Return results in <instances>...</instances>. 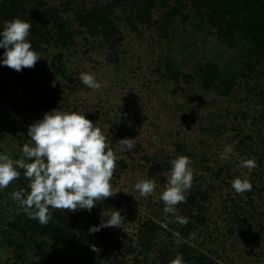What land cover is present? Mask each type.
I'll return each instance as SVG.
<instances>
[{"label":"rangeland","instance_id":"374dc122","mask_svg":"<svg viewBox=\"0 0 264 264\" xmlns=\"http://www.w3.org/2000/svg\"><path fill=\"white\" fill-rule=\"evenodd\" d=\"M37 1L54 9L69 38L40 44L43 77L26 89L0 66V153L31 162L22 146L29 143L28 127L49 112L36 104L49 97L54 109L85 114L104 129L118 157L113 196L96 201L91 212L58 209L67 226L57 238L34 230L37 220L13 199L14 191H29L20 169V178L0 190V264H79L80 258L85 264H171L177 256L185 264L197 257L264 264V45L240 33L255 1L230 0L242 9L232 37L221 6L199 9L221 0ZM108 5L116 30L110 39L74 19L78 8ZM81 73L93 74L100 89L80 84ZM204 73L216 80L207 82ZM121 139L133 140L130 152L121 153ZM227 145L236 155L221 160ZM179 156L191 159L194 176L186 202L177 205L186 225L165 214L160 200ZM241 159H254L257 167L249 177L252 190L237 193L232 181L248 173L238 166ZM146 178L157 188L143 197L135 184ZM115 210L125 217L120 228L89 233ZM50 221L59 225L54 216Z\"/></svg>","mask_w":264,"mask_h":264},{"label":"clouds","instance_id":"9594fccd","mask_svg":"<svg viewBox=\"0 0 264 264\" xmlns=\"http://www.w3.org/2000/svg\"><path fill=\"white\" fill-rule=\"evenodd\" d=\"M31 24L20 18L6 21L0 31V49H4L0 66H7L17 72L34 68L41 60L40 53L33 49L29 41ZM80 84L91 90H98L101 84L90 73H81ZM108 130V129H107ZM29 143H24L22 152L25 159L13 160L0 153V190L6 189L11 182L20 178V169L30 181L29 191H14L12 197L29 219L46 225L52 219L50 209L71 212L91 210L96 201L113 196L111 179L117 167L118 157L104 129L85 118L79 112L53 109L43 118L31 124L27 131ZM132 139H121L117 146L121 153L130 152ZM236 152L232 145L225 146L220 159L229 160ZM192 161L187 156H179L171 161L169 181L160 194L164 202V213L172 214L181 225L188 219L178 213L177 205L186 202V193L191 189L194 179ZM240 168L248 169L242 178L232 181L237 193L252 190L251 171L257 167L254 159H241ZM157 188L155 179L146 178L135 184V189L143 197H148ZM105 217V216H104ZM125 217L120 210L96 226L89 227L95 234L103 228H120ZM174 235H179L175 233ZM171 264H185L182 256H177Z\"/></svg>","mask_w":264,"mask_h":264},{"label":"trees","instance_id":"16d2710c","mask_svg":"<svg viewBox=\"0 0 264 264\" xmlns=\"http://www.w3.org/2000/svg\"><path fill=\"white\" fill-rule=\"evenodd\" d=\"M33 0H3L0 7V21L4 22L3 26H0V31L3 30L5 22L14 20L15 18H20L31 24L29 41L31 42L33 49L38 51L41 43H49L50 41L57 40L56 42H63L69 38L67 34V28L65 27V22L58 18L57 13L54 9H49L45 7V4L41 1H35L32 4ZM78 1V0H77ZM117 4L123 0H116ZM127 1V0H126ZM130 1V0H129ZM255 1L254 6L247 8L245 11H249V16L247 19H244V23L240 26V33L250 36V43H255L260 45L262 48L264 45V22L260 20L262 13H264V4L262 0H253ZM209 4L199 5V9L207 8L212 11V7L218 5L221 6L222 11L229 16L227 24L225 25L226 32L225 34L229 37L233 36V27L238 25V13L239 7L235 5V2L232 3L230 0H221L219 2L209 1ZM30 7V11L26 9ZM112 5L108 6H97L92 8L89 12H81L76 9L74 13V19L78 22L81 21L83 26L86 27L91 33L98 32L102 34L106 39H110L111 36H115L116 30L112 23ZM215 11V8L212 12ZM53 27L54 32L51 33L50 28ZM4 49H0V58L3 57ZM10 69V68H9ZM43 69H39V62L36 63L34 68H25L20 72H17L13 69H10V76L14 81H17L21 87L27 88L31 82L38 84L39 78H42ZM215 73L205 74V80L208 82L215 81ZM225 90L229 89L230 82L228 80L224 81ZM54 102L51 98H44L42 101H39L36 106L39 109H47L51 111L54 109ZM58 209L52 210L51 214L54 216L59 225L54 227L51 221L48 224L41 226L38 221L34 222V230L39 229L40 232L47 234L49 231L54 236L59 238L62 232H65V228L61 227L62 224H66L65 217L60 215L57 212ZM67 226V224H66ZM196 264H212L205 257L195 258ZM79 264H85L82 258L79 259ZM165 264V263H162ZM168 264V263H166Z\"/></svg>","mask_w":264,"mask_h":264}]
</instances>
